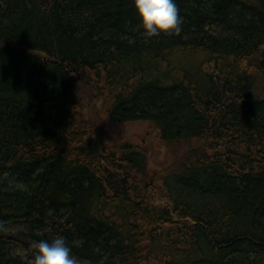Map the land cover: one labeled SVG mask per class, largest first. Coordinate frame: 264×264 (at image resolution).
<instances>
[{"label": "trees", "instance_id": "obj_1", "mask_svg": "<svg viewBox=\"0 0 264 264\" xmlns=\"http://www.w3.org/2000/svg\"><path fill=\"white\" fill-rule=\"evenodd\" d=\"M175 2L0 0V264H264V0Z\"/></svg>", "mask_w": 264, "mask_h": 264}, {"label": "clouds", "instance_id": "obj_2", "mask_svg": "<svg viewBox=\"0 0 264 264\" xmlns=\"http://www.w3.org/2000/svg\"><path fill=\"white\" fill-rule=\"evenodd\" d=\"M133 7L146 38L181 31L182 20L175 0H133ZM33 264H79L63 236L52 241L40 240L35 245Z\"/></svg>", "mask_w": 264, "mask_h": 264}, {"label": "rangeland", "instance_id": "obj_3", "mask_svg": "<svg viewBox=\"0 0 264 264\" xmlns=\"http://www.w3.org/2000/svg\"><path fill=\"white\" fill-rule=\"evenodd\" d=\"M130 132L135 137L136 142L141 145H145L149 136L147 127L143 124H135L130 126ZM169 162V158L166 156L163 149L160 147H152L148 150V163L147 168L151 172H155L162 166Z\"/></svg>", "mask_w": 264, "mask_h": 264}]
</instances>
